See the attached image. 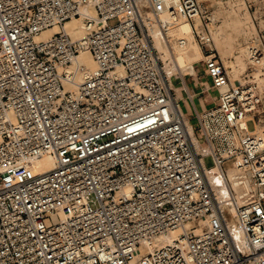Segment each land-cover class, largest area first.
<instances>
[{
	"label": "built area",
	"instance_id": "1",
	"mask_svg": "<svg viewBox=\"0 0 264 264\" xmlns=\"http://www.w3.org/2000/svg\"><path fill=\"white\" fill-rule=\"evenodd\" d=\"M181 20L217 92L198 110L184 88L193 114L153 35L176 58ZM211 21L201 0H0V264H264V41L234 84ZM46 155L55 167L35 173Z\"/></svg>",
	"mask_w": 264,
	"mask_h": 264
},
{
	"label": "rangeland",
	"instance_id": "2",
	"mask_svg": "<svg viewBox=\"0 0 264 264\" xmlns=\"http://www.w3.org/2000/svg\"><path fill=\"white\" fill-rule=\"evenodd\" d=\"M201 1L207 6L209 16L215 19L214 23L211 21L210 27L214 29L218 48L225 47L228 50V59L223 57L225 65L229 66L228 63L230 61L235 64L233 67L229 66L230 75L236 74L239 80H244V75L250 67V63L246 54L242 53V48H248L258 35H261L264 41V0ZM117 21V19H113L111 22L116 23ZM198 66L201 67L203 65L200 63ZM230 70L234 72L232 73ZM200 75L202 77L205 76L204 72ZM262 78L264 79V77ZM177 79L178 77L173 78L174 84L179 85L183 82L182 78L179 81ZM188 83L193 85L194 80L188 78ZM262 85L264 86V80ZM179 88L182 90V86L179 85ZM213 94L216 95L205 98L208 106H211L217 98V92L214 91ZM199 106L202 108L201 104ZM183 107L189 109L185 101L183 102ZM248 126L251 130L256 127L253 120L248 122ZM204 161L207 167L214 165V160L211 156L205 157Z\"/></svg>",
	"mask_w": 264,
	"mask_h": 264
},
{
	"label": "bare ground",
	"instance_id": "3",
	"mask_svg": "<svg viewBox=\"0 0 264 264\" xmlns=\"http://www.w3.org/2000/svg\"><path fill=\"white\" fill-rule=\"evenodd\" d=\"M162 18L165 21L169 20L168 14L165 10L162 12ZM211 18H212V22L214 23L215 19L213 17H211ZM195 22H196V24L198 23L197 25H199L201 23V19L199 17H197L195 19ZM56 30H58V28H55L53 30L44 31L41 36H48L52 33V31H56ZM66 30L70 34H72L74 37H80L84 34L83 24L78 19H73L71 21H68L66 24ZM192 31H193V25L188 20H181L177 27H173L168 31V35L173 36V38H172L173 50H174L176 58L174 57V55L172 56L173 51L170 48V46L167 45V36L164 35V33H161V34L158 33V30L153 31L156 46L161 51H163L165 53V58H166L165 60L167 61V71L169 73L171 86H172V88L175 89V91L177 93V98L181 97L184 92L182 93V90L179 88V86L174 84L173 78L174 77L176 78V76L174 75V73H175L174 65L179 64L185 68V71L190 72L193 75L192 77H198L197 68L194 65V63L199 62L200 60L204 59V54H203L202 48H201L199 42H197L196 36L193 34ZM212 32H213L215 45H216L214 29H212ZM181 36L185 37L187 39L186 43L184 45H180L177 41V39ZM216 47H217V45H216ZM249 47H250V45L248 46V48H242V53L246 54V56L250 60V48ZM168 59L171 61H169ZM79 60L86 65L87 72H91V71H94L97 69V63L94 60V58L92 57V54L90 53V51H88V50L82 51L79 55ZM172 61H173V66H172ZM228 65L230 67H233L235 64H233V62L230 61L228 63ZM229 66H227L228 69L230 68ZM230 71L232 73L234 72L233 70H230ZM195 74H197V75H195ZM255 76L258 79H260V83L262 85L264 79L261 77L260 71H256ZM231 77H232V81L234 84L238 83L239 79L236 76V74L231 75ZM181 78H182V80H184V78L182 76H181ZM242 81H244V80H242ZM180 86H182V88H183L185 86V82L183 81V83ZM262 89L264 90L263 85H262ZM187 123H188V128L194 137L195 135L193 133L192 124L189 121ZM260 129H261V126L258 127L257 131H260ZM55 165H56L55 158L52 157L51 155H46V156H43L40 159L36 160L33 163V168H34L35 173H40L43 171H49V170L53 169L55 167ZM214 170H217V168H214ZM227 170H228L230 178L234 179V177L236 176V168L234 166L230 165V166H228ZM218 179H220V176L218 177ZM222 191L224 193H226L227 192L226 187H223ZM192 225L193 224H188V227H191ZM195 231L200 232L201 227H196ZM181 233H182V229L180 228V229L173 230L169 234L160 237L158 239V246H162V245H165L167 243L174 241L175 239H177V237Z\"/></svg>",
	"mask_w": 264,
	"mask_h": 264
},
{
	"label": "crops",
	"instance_id": "4",
	"mask_svg": "<svg viewBox=\"0 0 264 264\" xmlns=\"http://www.w3.org/2000/svg\"><path fill=\"white\" fill-rule=\"evenodd\" d=\"M216 45H217V43H216ZM217 48H218V45H217ZM218 50H219V53L222 55V58L226 57V59H228V56H229L228 50L225 47H222L221 49L218 48ZM202 72H204V74H205L204 77H202L200 75ZM197 74H198V77L186 76L184 78L183 81L185 82V86L182 88V93L184 92L183 89L186 88L189 91V93L194 96V104H195L194 106L198 110H201L203 108L208 107V104L206 103L205 98L207 96H212V95H216V94H213V92L215 90L211 88L210 78L208 77V75L204 71L203 66H201V67L197 66ZM197 74H195V75H197ZM188 78H191L192 80H194L193 85H190L188 83ZM177 80L179 81L180 79H177ZM181 84H179V85H181ZM179 85H177V86H179ZM179 98L183 99V102L185 101L188 104L189 109H185V108L184 109L189 114H193L194 108H193L192 102L187 98L186 93L184 92L183 95ZM215 101H216V99H215ZM199 104H201L202 108L199 106Z\"/></svg>",
	"mask_w": 264,
	"mask_h": 264
}]
</instances>
